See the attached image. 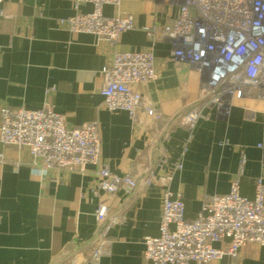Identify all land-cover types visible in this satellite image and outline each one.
Listing matches in <instances>:
<instances>
[{
    "label": "crops",
    "instance_id": "0c3cea01",
    "mask_svg": "<svg viewBox=\"0 0 264 264\" xmlns=\"http://www.w3.org/2000/svg\"><path fill=\"white\" fill-rule=\"evenodd\" d=\"M2 8L0 108L50 107L68 127L96 121L101 161L112 173L141 176L136 165L141 159L151 168L152 181L141 190H120L108 198L113 211H119L118 223L103 231L108 245L97 264H145L144 238L158 236L162 187L154 178L161 174L171 176L170 189L181 195L187 220L196 217L207 197L229 192L242 157L240 194L253 198L254 179L264 182V93L259 99L234 100L227 114L204 108L191 131L167 126L170 118L197 103L202 76L173 61L170 43L157 40L152 46L155 79L136 90L165 120L154 122L140 111L133 122L126 112H109L103 105L102 69L115 52L150 48L147 30L170 25L177 5L121 0L117 9L104 6L106 16L118 12L134 18L135 28L114 45L59 25L77 11L90 13L89 4L75 9L73 0H4ZM161 156L167 160L162 168ZM0 157V264H93L91 253L103 230L95 234L97 167L88 165L82 173L53 169L40 178L25 150L0 144ZM214 264H264V247L247 245L235 263L223 258Z\"/></svg>",
    "mask_w": 264,
    "mask_h": 264
},
{
    "label": "built area",
    "instance_id": "2783aa9c",
    "mask_svg": "<svg viewBox=\"0 0 264 264\" xmlns=\"http://www.w3.org/2000/svg\"><path fill=\"white\" fill-rule=\"evenodd\" d=\"M0 0V17L4 15ZM75 9L92 6L90 13L76 12L59 25L71 33H86L116 44L120 35L135 28L132 15L103 14L106 5L119 8L121 0H73ZM177 5L170 25L152 26L146 32L151 47L137 52H115L109 65L101 71L100 94L109 112L124 111L131 121L140 111L154 122L165 120L146 106L136 87L155 79L152 46L157 40L171 45L172 60L188 64L200 73V97L187 113L172 117L171 126L188 131L202 116L204 108L227 114L232 102L245 97L261 98L264 93V0H165ZM170 118V119H172ZM169 119V120H170ZM191 135L188 137L190 141ZM0 144L28 152L33 173L44 178L49 171H85L97 167L96 225H103L99 241L91 253L97 264L107 250L108 227L118 223L119 211H113L108 198L120 190L135 189L142 175H116L101 161V139L96 121L68 127L63 116L50 107L40 110L0 108ZM260 147V145H258ZM1 158V157H0ZM244 157L238 175L225 195L207 197L193 220L185 218L180 194L170 189L171 176L153 177L162 187L161 214L157 237H145V264H214L223 258L232 263L247 245L264 247V182L256 178L252 199L241 196ZM167 164L164 156L158 166ZM180 164L174 169L179 170ZM151 174V173H150ZM149 174L146 184L152 181ZM111 217L106 220L107 217Z\"/></svg>",
    "mask_w": 264,
    "mask_h": 264
},
{
    "label": "water",
    "instance_id": "95a60500",
    "mask_svg": "<svg viewBox=\"0 0 264 264\" xmlns=\"http://www.w3.org/2000/svg\"><path fill=\"white\" fill-rule=\"evenodd\" d=\"M198 103H195L194 105H192L191 107L185 109L184 111H182L181 113L177 114V115H180V114H184V113H187L190 109L194 108ZM175 115V116H177ZM172 119L168 120L167 122V126H169L171 123H172ZM166 133L165 131L160 135L157 143L154 145V147L152 148L151 152H150V158L153 159V156L157 153L158 151V148H159V145H160V142L162 141V138L165 136ZM136 165H138L139 169L142 170V177L139 179L136 187H135V191H138V190H141V188L144 186L145 182L147 181L148 177H149V174H150V171H151V168L148 167L146 168L145 167V159H141L139 160L138 162H136ZM111 217H107L106 220H109ZM103 228V225H100L99 228L95 231V234H99L101 229Z\"/></svg>",
    "mask_w": 264,
    "mask_h": 264
}]
</instances>
